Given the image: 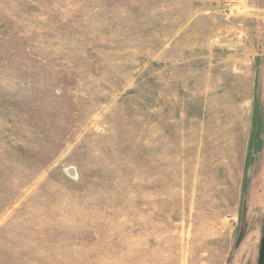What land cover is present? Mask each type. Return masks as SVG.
I'll use <instances>...</instances> for the list:
<instances>
[{
  "label": "rangeland",
  "instance_id": "374dc122",
  "mask_svg": "<svg viewBox=\"0 0 264 264\" xmlns=\"http://www.w3.org/2000/svg\"><path fill=\"white\" fill-rule=\"evenodd\" d=\"M264 0H0V264H258Z\"/></svg>",
  "mask_w": 264,
  "mask_h": 264
},
{
  "label": "water",
  "instance_id": "95a60500",
  "mask_svg": "<svg viewBox=\"0 0 264 264\" xmlns=\"http://www.w3.org/2000/svg\"><path fill=\"white\" fill-rule=\"evenodd\" d=\"M258 264H264V231H263V238L261 241V249H260Z\"/></svg>",
  "mask_w": 264,
  "mask_h": 264
}]
</instances>
